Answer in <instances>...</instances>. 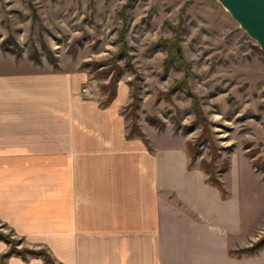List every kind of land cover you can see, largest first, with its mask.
<instances>
[{
	"label": "crops",
	"instance_id": "crops-1",
	"mask_svg": "<svg viewBox=\"0 0 264 264\" xmlns=\"http://www.w3.org/2000/svg\"><path fill=\"white\" fill-rule=\"evenodd\" d=\"M84 78L31 65L0 73V222L14 237L56 264H264V248L234 252L257 239L238 188L223 198L165 129L140 126L148 144L127 136L125 85L101 106ZM7 248L0 240V255Z\"/></svg>",
	"mask_w": 264,
	"mask_h": 264
},
{
	"label": "rangeland",
	"instance_id": "rangeland-1",
	"mask_svg": "<svg viewBox=\"0 0 264 264\" xmlns=\"http://www.w3.org/2000/svg\"><path fill=\"white\" fill-rule=\"evenodd\" d=\"M161 38H173L179 49V58L167 67L168 50L157 45ZM4 42L14 49L18 44L20 54L0 46L1 74L30 65L80 72L82 93L99 102L105 97L99 85L112 72L94 78L81 63L109 60L124 48L116 86L123 83L127 92L121 112L128 129L132 117L126 106L136 100L137 124L146 126L155 116L173 142L194 141L202 133L200 124L184 132L171 119L178 117L181 125L196 119L186 91L195 94L219 152L215 165L218 170L228 165L219 178L226 188H238L249 238L264 235V51L219 0H0V45ZM34 51L40 63L30 58ZM176 81L180 88L173 89ZM159 92H170L169 100ZM199 147L193 163L198 167L200 158L212 154L208 141ZM0 231L15 238L1 222Z\"/></svg>",
	"mask_w": 264,
	"mask_h": 264
},
{
	"label": "trees",
	"instance_id": "trees-1",
	"mask_svg": "<svg viewBox=\"0 0 264 264\" xmlns=\"http://www.w3.org/2000/svg\"><path fill=\"white\" fill-rule=\"evenodd\" d=\"M174 41L175 40L173 38H169V39L161 38L157 41L158 46L162 48H167L168 50V56L164 60L165 67L173 63L174 58L175 59L179 58L178 57L179 55L177 54V51H179V49L177 46H175ZM0 46L4 50H10L16 54H20V49L18 44H15L16 47L15 49L9 48L5 42L2 43ZM120 56L126 57L124 48L122 50L120 49L119 53L112 56L109 60L94 61V62L83 61L81 63L83 67H87L88 70L93 73L94 78H99V77L106 78L112 72L108 81L105 83H100L99 85L101 92L105 94L104 99L99 102L101 106L109 105L110 102L116 96V82L122 74V68L117 63L118 58ZM30 58L33 61L40 63V57L37 51H34L33 54L30 55ZM52 61H53V65L56 66L57 64L55 62V59L54 60L52 59ZM106 64H110V66L104 68ZM178 88H180V84L179 81H176L175 85L173 86V89H178ZM186 93L191 97L196 119L189 125H181L179 118L176 116H172L171 119L173 121L174 127L176 129L181 128L182 131L184 132L191 131L196 123L200 124L202 127V133L200 134L199 137H197L194 141H190V140L185 141V150L187 155L189 156L188 167H191L192 162L195 161L197 156H199L202 153V150L199 146L208 141L211 147L212 154L209 160L200 158L199 168L206 174L205 181L210 185L215 186L220 191L221 196L224 198L227 195L228 191L225 188L222 180L219 178L218 173L226 171L228 165L225 164L222 170H218L217 166L215 165V160L218 158L219 152L217 151L216 146L214 145V143L210 138L207 119L197 111L199 107L197 96L192 92H190L189 90H187ZM160 95H164L167 100H169L170 98V92H159V96ZM126 108L130 109L129 114L132 117L127 136H131L132 134H135L141 139H143L146 144H148V140L145 134L142 132L140 126L136 122V100H133L131 103L127 104ZM147 122L150 125H153L160 130L164 129L165 127V122L155 116L149 118ZM0 240H3L7 244H9L7 250L0 255V264H4V259L10 255H19L25 260L27 259V256L42 257L45 264H56L53 258L44 248L37 249L26 246L18 247L17 245L20 243V240L15 239L11 237L10 234H7L2 231H0ZM262 248H264V235H262L255 241H252L251 244L239 248L234 252H237L238 254L245 253L247 255H254Z\"/></svg>",
	"mask_w": 264,
	"mask_h": 264
},
{
	"label": "water",
	"instance_id": "water-1",
	"mask_svg": "<svg viewBox=\"0 0 264 264\" xmlns=\"http://www.w3.org/2000/svg\"><path fill=\"white\" fill-rule=\"evenodd\" d=\"M264 51V0H219Z\"/></svg>",
	"mask_w": 264,
	"mask_h": 264
}]
</instances>
